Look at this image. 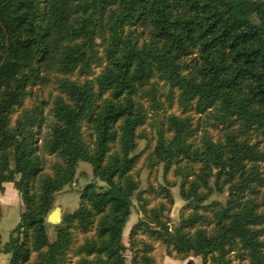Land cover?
Returning <instances> with one entry per match:
<instances>
[{"label":"trees","instance_id":"16d2710c","mask_svg":"<svg viewBox=\"0 0 264 264\" xmlns=\"http://www.w3.org/2000/svg\"><path fill=\"white\" fill-rule=\"evenodd\" d=\"M46 85L51 102L33 100ZM144 154L166 183L153 207ZM81 164L94 182L51 240L47 218ZM6 183L23 203L0 250L10 264H157L156 243L184 261L228 264L239 249L264 264V0H0V192ZM177 186L186 205L172 226Z\"/></svg>","mask_w":264,"mask_h":264},{"label":"rangeland","instance_id":"374dc122","mask_svg":"<svg viewBox=\"0 0 264 264\" xmlns=\"http://www.w3.org/2000/svg\"><path fill=\"white\" fill-rule=\"evenodd\" d=\"M98 72L99 70L97 71V73ZM52 89L53 88L51 85L33 88V100L38 94L45 100L51 102L50 93L52 92ZM49 110L50 106L46 108V115L49 114ZM153 122L154 121L150 119L149 123L142 129V132L145 136H148L149 140L154 138V133L156 131V128L154 129V127L152 126ZM210 130L213 134H217L213 129L210 128ZM46 131L47 129L45 128L44 132ZM146 145V140L141 141L138 153L143 152L146 148ZM40 156L44 160H47V157H45L42 152ZM145 157L146 154L143 155L136 170L137 173L140 174V191L143 192L142 196L144 198H147L151 204L150 206L153 207L159 202L165 201L163 196L160 195V186H166V183L163 176V168H160L158 171L151 173L150 170L146 167V162L144 161ZM94 179L95 178L92 167L88 164H81L79 166L78 175L76 177L74 185L66 187L62 192L57 194L53 211H55L56 209L59 211L58 218L60 219V222L58 225L63 222V217L65 214L74 212L78 208L80 203V191H82L88 184L94 182ZM168 180L175 181L177 179L172 174H170L168 175ZM177 181L179 182V180ZM4 186L5 190L3 192H0V205L2 207V217L0 219V233L2 236V244L0 245V250H3L4 245L9 241L10 233L19 224L20 216L23 212L22 199L18 191L15 189L14 184L6 183ZM151 186H153L156 190V193L153 195L148 193V190L151 188ZM171 192L174 198V205L170 207L167 216H169L170 218L171 225L176 226L183 214V208L185 207L186 203L180 196L179 186L172 188ZM227 196L228 193H225L224 195L215 194L211 198V201L218 200L220 202H225ZM133 203L134 205L132 209V215L124 232V243L128 248L127 260L130 263L132 262L133 253L136 251V249L141 248L139 245H136L135 247L131 246L130 233L133 226L143 218V214L140 209V202L137 200V197L133 199ZM58 225L51 224V226L48 228V233L51 240L55 239V228ZM139 238L147 240L145 236H141ZM154 255L156 257L157 264H187L189 260H193L196 264H203V261L200 257L191 256L188 260L184 261L176 256H169L167 254L166 248L160 243L155 244ZM34 258L35 257H33V260ZM227 258L229 260L228 264H249L246 260L244 252L239 249L229 253ZM10 259V255L2 253L0 255V264H10ZM208 264H211V262Z\"/></svg>","mask_w":264,"mask_h":264},{"label":"water","instance_id":"95a60500","mask_svg":"<svg viewBox=\"0 0 264 264\" xmlns=\"http://www.w3.org/2000/svg\"><path fill=\"white\" fill-rule=\"evenodd\" d=\"M58 216H59V211L57 209L52 213H50L46 221L47 228H49L51 224H55V225L59 224L60 219L58 218Z\"/></svg>","mask_w":264,"mask_h":264}]
</instances>
